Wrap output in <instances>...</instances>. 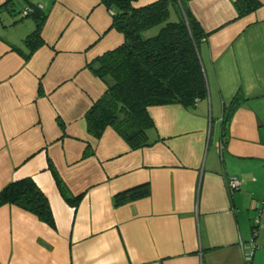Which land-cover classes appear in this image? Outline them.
Instances as JSON below:
<instances>
[{
  "label": "crops",
  "instance_id": "obj_1",
  "mask_svg": "<svg viewBox=\"0 0 264 264\" xmlns=\"http://www.w3.org/2000/svg\"><path fill=\"white\" fill-rule=\"evenodd\" d=\"M234 1L189 2L207 34L208 96L149 106L153 143L133 150L112 127L92 136L85 120L107 88L87 65L124 42L111 12L100 0H0V191L31 177L55 224L1 205L0 264H264V0L243 16ZM26 8L44 17L34 49ZM238 91L223 143V106ZM142 184L148 196L114 206Z\"/></svg>",
  "mask_w": 264,
  "mask_h": 264
},
{
  "label": "trees",
  "instance_id": "obj_2",
  "mask_svg": "<svg viewBox=\"0 0 264 264\" xmlns=\"http://www.w3.org/2000/svg\"><path fill=\"white\" fill-rule=\"evenodd\" d=\"M135 1L100 0L112 14L111 27L123 34L124 42L87 65L107 88L85 113L89 134L98 138L106 127H112L133 150L153 143L149 131L155 124L148 113L149 106L178 103L192 107L208 96L199 55V46L207 34L189 9L191 0H156L141 7H134ZM233 5L238 16H243L261 3L235 0ZM37 12L32 11L37 20L35 30L25 40L32 49L43 44L40 32L44 17ZM171 12L175 15L173 21ZM155 27L159 28L154 35H144ZM244 100L238 91L223 106V143L232 113ZM54 176L65 200L76 205L80 197L71 195L56 171ZM149 194L148 184H142L115 194L113 204L121 206ZM3 204L16 205L55 226L48 199L31 177L14 180L3 188L0 206Z\"/></svg>",
  "mask_w": 264,
  "mask_h": 264
},
{
  "label": "built area",
  "instance_id": "obj_3",
  "mask_svg": "<svg viewBox=\"0 0 264 264\" xmlns=\"http://www.w3.org/2000/svg\"><path fill=\"white\" fill-rule=\"evenodd\" d=\"M31 12H32L31 8H26L25 10H23L22 15H27V14H29ZM222 151H223V145H220L219 146V152L221 153ZM228 186L232 190H238L239 187H240V181L238 179H236V178L230 179L228 181ZM258 223H259V218H255L253 220V224H252V232H253V238L252 239H254V237L257 234V230H258V226L257 225H258ZM253 250L254 249L251 248L248 252H246V256L248 257V259L252 256Z\"/></svg>",
  "mask_w": 264,
  "mask_h": 264
},
{
  "label": "rangeland",
  "instance_id": "obj_4",
  "mask_svg": "<svg viewBox=\"0 0 264 264\" xmlns=\"http://www.w3.org/2000/svg\"><path fill=\"white\" fill-rule=\"evenodd\" d=\"M170 20L171 21L175 20V15L173 14V12H171V19ZM158 28L159 27L152 28L151 30L147 31L144 35L146 37L152 36V35H154L157 32Z\"/></svg>",
  "mask_w": 264,
  "mask_h": 264
}]
</instances>
